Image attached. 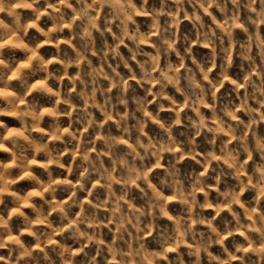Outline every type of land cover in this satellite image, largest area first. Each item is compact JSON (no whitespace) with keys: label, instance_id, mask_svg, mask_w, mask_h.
<instances>
[{"label":"clouds","instance_id":"obj_1","mask_svg":"<svg viewBox=\"0 0 264 264\" xmlns=\"http://www.w3.org/2000/svg\"><path fill=\"white\" fill-rule=\"evenodd\" d=\"M0 264H264V0H0Z\"/></svg>","mask_w":264,"mask_h":264}]
</instances>
